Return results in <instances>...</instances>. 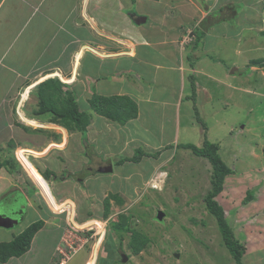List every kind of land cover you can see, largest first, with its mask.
<instances>
[{"label":"crops","instance_id":"1","mask_svg":"<svg viewBox=\"0 0 264 264\" xmlns=\"http://www.w3.org/2000/svg\"><path fill=\"white\" fill-rule=\"evenodd\" d=\"M65 5V0H0L1 163H4L6 159H18L19 161H16L23 166L27 164L28 158L21 151L30 149L41 153L38 150L44 149V153L48 152L51 146L57 145L58 140L44 137L45 134L53 132L50 129L58 126L50 122L51 113L34 114L40 107L39 95L45 94H43L42 85L46 84L48 79L58 78L61 83L66 84V86L61 85V90L63 92L66 88L71 90L79 110L87 112L90 118L86 130L89 136L87 133L86 135L87 140H94L90 145L87 144L92 152L86 153L87 146L82 143L80 148L83 149L78 151L80 154L74 161L64 160L67 161L65 164L82 166L86 162L88 165L91 163L94 165L93 158L105 159L106 157L97 151V143L109 144L110 142L104 140L109 139L113 141L114 146L105 156L114 157V160L111 159L114 167L109 176L107 173L101 174L108 176L107 181L111 180V183L116 184L112 180L116 179L118 169L126 163L123 162L120 165L119 160L131 157L137 148L152 152L168 147L173 148L175 144L189 149L187 145L199 146L204 139L220 144L226 139L220 137V133H223L218 128L223 127L228 121L226 134H231L232 129L237 127L235 124L237 121L230 116V110L239 104L238 100H234L233 94L252 92L250 86L243 85L238 78L241 75H244L242 78L248 76V69H244V72L235 70L227 73L221 65L224 61L226 62L225 59L216 56V61L211 62V57L204 56H213V53L218 55L219 50L216 44L200 47L199 42H195L194 39L187 41L186 38H193L199 26L201 29L205 28L204 31L208 37L210 28L219 21L211 13L220 9L219 17L224 20L229 17L235 19L238 14L236 7L242 6L241 13H244L249 23H252L249 24L251 26L236 30L222 27L221 31L223 32L225 28L230 39L235 42L234 38L238 40L243 30H249L252 38L250 39L253 45H256L254 50L258 48L259 51L264 50V34L261 37L264 33V0H75L69 10L65 8ZM153 11L155 16L158 15L157 17L153 16ZM208 15L213 20L202 27L204 18ZM136 19L139 23L135 22ZM254 30H258L257 34L260 33L255 35L256 38L253 36ZM220 36L221 34L216 35V42L224 40ZM238 45L241 44L238 43ZM234 49L236 48H232L233 53ZM240 52H242L241 49ZM252 57L254 58L253 55ZM223 64L225 66V63ZM226 65L228 68L234 66L237 70L241 69L235 62L229 61ZM247 65L248 63L245 64ZM254 68L256 67L252 66L249 73ZM163 72L167 77L174 78V87L161 86L164 85V82H160ZM259 78L264 80V75H259ZM181 86L183 89L180 88ZM217 91L219 93L222 91L221 96L215 94ZM193 94H195L194 99L191 98ZM94 95L127 96L136 104L137 116L125 123L110 120L98 113L95 106L92 108L89 104ZM181 96L184 101H179ZM261 96L264 97V91ZM196 99H199L202 105L204 104L207 111L202 105L200 109L197 107L194 103ZM241 106L243 107V104ZM195 109L200 115V112L205 116L214 114L209 122L204 121L206 127L197 125L192 112ZM210 109L212 112L209 111ZM246 110L249 111L246 114L248 119L244 121L237 133L239 140L236 143L239 153L233 157L232 172L226 175L220 192L223 193L224 189L230 191L227 194L234 199L233 195L237 196V193L239 195L242 192L241 190L237 192L238 189L236 190L237 186H235L237 178L234 176L239 175L245 178L243 194L240 200H237L239 205L236 207V204H233L234 209H231L229 213L233 217L234 214L245 211L249 219L256 213L264 215V161L262 160L264 140L261 141L262 144H258V139L249 131L248 125L251 123L249 118L253 112L249 106H246ZM203 114L201 117L204 116ZM23 118L30 121L27 122ZM50 124L52 128H49ZM61 129L62 132H66L65 128ZM33 130L37 132L35 136ZM263 132L264 130L258 134L262 139H264ZM54 133L58 139L61 138L59 133L55 131ZM77 134L81 139L83 133ZM99 136L104 139L98 140ZM36 139L42 141V147L35 146L38 144H35ZM219 139L222 140L219 141ZM60 141L61 146L66 138L63 136ZM39 156L30 154L28 157L32 159V164L39 171L50 170L49 165H46L44 169L41 168L40 165H44L47 158ZM54 162L56 165H61L59 160L56 162L55 159ZM252 167L261 172L260 177L253 178L254 174L251 176L253 171H250V174L248 168ZM21 170L24 173L23 169ZM53 172L55 174L52 173L47 181L54 183L52 184L54 190L57 185L65 184L67 179L73 177V172L69 170L63 175ZM13 174L16 173L9 171L5 165L0 167V180L3 184L0 187V195L11 188V182L8 181L5 185L4 180L7 175ZM49 188L54 193L52 187L49 186ZM14 189L20 192V195L16 198L8 197L5 204L2 203L5 211L15 205L16 199L20 202L21 198L25 197L27 200L29 194L27 189V193L21 188L19 190L13 187ZM106 189L110 191L109 195L118 192L117 187L112 188L109 184ZM247 191L250 193L257 191V194L243 203ZM131 192L133 194V191ZM55 193L54 197L56 196L61 202L68 197L57 191ZM252 203L253 205L249 206ZM58 205L61 207L60 203ZM26 208L24 218L28 213L34 216V210L30 208L28 202ZM75 208L76 204L74 210L71 208L69 218H65L64 211H56L57 208L51 210L48 205L41 207L42 215L39 218L33 217L23 226L25 228L37 220L43 223L34 233L27 251L19 256H10L5 262L0 261V264H87L88 260L90 264L95 255L94 264H99V260L104 258L107 260L108 254L105 256L100 254L101 259H99V248L102 243L95 249V242L93 244L88 239L82 240L74 233L82 224L77 221L69 222L76 216L73 212ZM86 210V213L90 212L89 207H86ZM253 218L257 220L255 216ZM1 228L0 230H4L3 235L9 234L4 233L6 230ZM68 230L70 235L67 234ZM9 236L11 237L12 233ZM9 240V237H1L0 243ZM245 243L247 248L242 259L243 264H245V256H248L253 247L257 246L255 247L257 253L264 251L262 240L252 246L250 239L245 237Z\"/></svg>","mask_w":264,"mask_h":264},{"label":"rangeland","instance_id":"2","mask_svg":"<svg viewBox=\"0 0 264 264\" xmlns=\"http://www.w3.org/2000/svg\"><path fill=\"white\" fill-rule=\"evenodd\" d=\"M65 1V8L68 10L69 7L75 3V0ZM238 8L239 7H236L238 10L237 18L233 19L229 17L227 20L217 21L218 23H215L214 26L210 28L209 36L206 37L205 33L200 40H198L200 47L206 44L208 46H211L212 44H216L218 46V55L213 53V56H204L206 58L211 57V62L216 61V56H219L220 59H225L226 62L222 61L225 63V66L223 63L221 65L225 68L227 73H229V71L232 73V68H228L226 65L229 61L235 62L239 68L241 67L240 70L235 69L236 71L244 72V69H248V76L242 78L244 75H241V77L238 78L241 80L240 82H242L243 85L250 86L252 92L248 94H243L242 92L233 94L234 100H238L239 104L235 105L234 109L230 110V116L234 119V121H237L235 123L237 124V127L232 129L231 134H226L229 126L228 121L225 122L223 127L220 126L218 128L222 130L219 131L223 133H220V137L226 139L219 144L218 152L224 162L231 168L234 164V155H238L239 153L237 150L238 145L236 143V141L239 140L237 133H239L242 128L241 125L244 121L248 119L246 114H248L249 111L246 110V106H249L253 112L249 118V120H251V123L248 125L250 127L249 131L258 139V144H262L261 141L264 140L258 135L259 132L264 130V97L261 96L262 91H264V80L259 78V75H264V50L261 49L259 51V48L256 51L254 50L256 45H253V41H251V32L249 30H243L241 37L238 40L234 38L235 42H233V39H230L225 28L223 32L221 31L222 27H227L229 30H236L240 27L245 26V28H249L248 26H251L249 24L252 23H249L247 18L244 16V13H241L242 6L240 7L241 9ZM153 16H155V11H153ZM157 16L158 15L155 17ZM211 20H213V18L208 15V17L204 18V22L201 26H207ZM199 30L204 31L205 28L201 29L199 26L196 29L198 35H201V31ZM257 31L254 30V37L257 34ZM218 34H221L220 37L224 40L216 42V35L218 36ZM257 35H260V33ZM262 36L263 34H261V37ZM238 43L241 45H238ZM258 44H260V42H258ZM232 48H236L234 49V53ZM240 49L242 52H240ZM254 59L261 60L262 64L259 65L260 68H257L259 64L258 62L255 66L256 68L252 69L249 73L251 67L254 66L255 62L252 61ZM247 63L248 65L245 66ZM161 78L162 80H160V82H164V85L161 86L168 88L171 85V87H174L173 83H175V81L173 77H167L163 72L161 74ZM261 82L263 83L262 85ZM180 88L183 89V86ZM51 91L50 86H46L44 88L47 100L53 98L51 101H54L56 99L54 97L57 96L56 94H52ZM215 94H219L221 96L222 91H220V93L217 91ZM179 101H184V98L181 96ZM190 102H188V104ZM194 103L200 109V106L202 105L201 101L196 99L194 100ZM89 104L92 105V108L94 107L91 101H89ZM242 104L243 107L241 106ZM60 105L61 104H57L55 107L59 108ZM202 107L206 110L204 104ZM117 110L118 108L116 106H110L108 108V111L111 114H117ZM209 111L212 112L211 109ZM192 112L195 120H197L196 115L199 117V112L195 110H192ZM200 113L201 115L203 114L202 112ZM201 115L199 117L200 120H197V125H199V127L201 125L203 128L202 123L205 124L204 121L206 120L209 122L211 119L210 117H213L214 114H210L209 116H205V114H203L204 116L202 117ZM24 120L27 122L30 121L28 119ZM50 122L52 121L50 120ZM35 123L37 122L35 121ZM53 123L58 126L50 129L53 132L48 135L45 134L44 137L45 139L58 140L57 145L51 146L49 151L44 153V149L38 150L41 153L34 150L31 151L30 149L21 151V153L24 152L28 158V162L22 166L23 168H21V165L19 168H9L11 169L9 171H13L16 174L7 175L8 179L6 178V180H4L6 182L4 183L6 185L8 181L11 182V188L0 195V217H3L7 215L8 212V210L5 211L3 208V205L6 200H8V197L16 198L20 195V192L15 191V189L13 190V187L18 188L19 190L21 188L22 191L27 193L26 191L29 188L37 186L38 188L36 187L33 194H28L27 197L28 205L32 210H34L35 214L33 216L28 213L22 221H19V223L13 227H2L1 229L6 230L4 233L9 234L3 235L2 233L4 230H0V238L9 237V241H11L15 235L21 232V229L28 221L32 220L33 217L39 218V216L42 215L41 207L44 205H48L51 210L57 208L56 211H61L65 208L66 203H70V208L73 207V210L76 204L75 211H73L76 213L74 222H84L91 219L92 221H89V223L96 226V228L93 225L80 227L77 228L79 230L74 233H76L82 240L88 239L94 242L97 238L95 241V249L98 248L104 236V242H102V245L99 248V257L100 254L104 256L105 254H108L106 257L112 264H236L223 243L215 217L205 208L203 195L211 186V183L209 182L211 166L204 157L195 155L190 149H184L173 144L172 149L168 147L166 149H161L160 153L157 151V153L160 155L162 154V156L157 155V157L154 158V152L152 151L151 156H143L140 163L126 162L123 164L122 167L118 169L120 172L118 171L116 179L112 180V182H116L115 184L111 183V180L107 181L109 174L108 176H103V174L96 172L97 167L106 165V162L111 161V159L114 160L112 155H108L109 157L105 156V154L110 153V150L112 151L110 148L114 146L113 141L109 139L106 140L104 137L99 136L98 140L103 138L105 141L110 143H97V151L102 153V155L106 158L98 160L93 158L94 165H92L93 163L88 165L86 162L82 166H75L71 163L65 164L67 161L64 160H69L70 162L74 161L75 157L80 154L78 151H82L83 148H80V146L83 142H80V140H83V135H81L80 139L79 134H77L80 133V131L74 129V127L67 128L63 123ZM62 127L66 129V132L64 131L65 133L62 132ZM49 128H52L51 124ZM54 131L59 133L58 135H61V138H63V136L66 138L63 145L60 146L61 138L59 137L58 139V136L54 133ZM33 134L34 136L37 134L36 130H33ZM88 136L86 135V138ZM36 140L37 142H35V144H38L35 146H41V144H43L42 141L38 139ZM221 140L222 139H219V141ZM92 141L94 140H87L85 145H90ZM201 145H199V147H201ZM262 146L264 147V144H262ZM89 147H86V153L88 151L92 152V149ZM30 154L35 156L40 155L39 157L47 158L45 159L46 163H44V165H40L42 166V169H44L46 165H49L52 173H54L53 171H56L58 175H63L64 173H67V170H69L73 172V177L71 179H67V183L57 185L55 190L53 188L54 183H50V181H47L49 185L41 188L38 185H40L42 181H45V179L39 173L36 166L32 164V159H29L28 156H30ZM159 157H161L160 160L157 159ZM55 159L56 162L59 160L61 165H56L54 162ZM262 160L264 161V158ZM121 164L122 163H120V165ZM159 166L161 167L158 168L157 172H163L164 174L161 178L158 177L157 180L155 179L158 186L155 190H153L154 188H151L150 186L153 176L149 175L152 172L155 173V168ZM21 169H23L25 174L21 172ZM248 170L249 172L253 171L251 175L253 176L254 174L253 178L261 176V172L256 171L253 167L248 168ZM157 172L155 174H157ZM234 177L237 178L235 183V186H237L236 190L238 189L237 192H239V190L242 191L239 195L237 193V196L233 195V198L236 200L231 199L227 194V192L230 191L225 189L223 190V193L220 192L214 197V199L218 201V204L220 203L219 205L222 207L224 217H226L227 221L234 229L235 234H238L240 238L244 239L245 237H248L252 246L261 242V240L264 242V215H258V213H256L248 219V215L245 211L234 214V218L231 217V214L229 213L231 209H234L233 204H236V207L239 205L237 200H240L239 198H241V195L243 194V187H245L246 180L245 178H241L239 175ZM225 178L226 175L224 176L223 182L225 181ZM228 178L230 179L229 176ZM50 180L52 181V177ZM107 184L112 186V188L117 187L118 192L114 194V197L113 195H109L110 191L106 189ZM2 185L3 184H1L0 180V187ZM49 186L52 187L54 193L57 191L68 197L63 200L64 202H58L56 196L54 199V193L52 195V190H50ZM121 190H123V192H121ZM131 191H133L134 195ZM250 194L254 197V195L257 194V191L251 192ZM17 200L18 199L15 200V203H18ZM69 200H72L73 202ZM2 203L4 204L2 205ZM58 203L61 204V207ZM252 205L253 203L249 206ZM86 207H89L90 212L86 213ZM158 210L162 214L160 220L156 218ZM254 216L257 218L256 221L253 218ZM65 218H67L66 213ZM96 231H98V237L96 235ZM135 231L139 233V235H143L144 239H146L145 245L138 252H135L132 247L135 238L133 232ZM10 233H12L11 237L9 236ZM67 234L70 235L69 230ZM255 247L251 249L252 251H249L248 256H245V264H256V262H258V264H264V251H261L262 253H257V249H255ZM120 253H125L129 257L127 261L122 262V259L120 260ZM95 256L92 257L90 264H94ZM99 259H101V257ZM88 261L87 264H89Z\"/></svg>","mask_w":264,"mask_h":264},{"label":"trees","instance_id":"3","mask_svg":"<svg viewBox=\"0 0 264 264\" xmlns=\"http://www.w3.org/2000/svg\"><path fill=\"white\" fill-rule=\"evenodd\" d=\"M220 10V9H219ZM217 10L211 15H214V17L218 18L220 11ZM218 20H224L221 17H219ZM201 31V35H198V33L194 38L195 42H199L200 38L205 34V31ZM264 34V33H262ZM254 63V66L258 64H262L261 60L254 59L252 60ZM192 83V81H191ZM58 84V87H57ZM61 83L58 78L55 79H48L46 84L42 85L44 88L46 86L51 87L52 94H57V97L54 101L47 100V97H45L44 91L43 95H39V109L34 114L38 115L44 112H50V120L52 122H59L63 123L67 128L74 127V129L80 131L83 133V140L82 142L86 143V128L90 122L89 114L85 111H80L78 108V105L75 101V98L73 96V92L69 90L68 88L63 92L61 90ZM46 85V86H45ZM66 86V84H63ZM191 87L193 88L194 85L192 84ZM57 93H56V90ZM195 94L191 95V98L194 99ZM91 103L95 106L97 109V112L100 114H103L108 119L119 122V123H125L126 121L135 118L137 116V107L136 104L127 96H97L94 95ZM57 104H61L59 108L55 107ZM110 106H116L118 108L117 114H111L108 111V108ZM195 111H197L195 109ZM196 119L200 120V118L196 115ZM203 128L205 127V124H203ZM205 133V132H204ZM205 135V134H204ZM86 146V145H85ZM187 147L196 155L202 156L208 160L211 166L210 170V183L211 186L206 191V193L203 195L205 208L207 211L212 214L217 222L218 228L221 233V237L223 239V243L226 246L227 250L231 254L233 260L236 264H243L242 258L246 252V243L244 238H240L238 234L234 233V229L227 221L226 217H224L222 207L217 203V201L214 199V197L222 190L223 188V179L224 176L232 172V168L228 166L224 160L219 155L218 149H219V143H211L207 139H204L202 142L201 147L189 144ZM143 155H151L149 153H146L143 150H140V148L136 149L133 153V156L131 158H121L119 160V163H123L126 160L137 162L140 160V158ZM2 165H5L8 170H11L12 168H19V163L14 159H6L4 163L0 162V167ZM12 167V168H11ZM11 168V169H9ZM52 172L50 170H46L45 172H42V175L44 178H49ZM48 185L46 180L42 181L40 183L41 188ZM30 189V190H29ZM28 189L29 195H31L35 190V186H32ZM112 196V195H111ZM253 195L250 194L249 191H247V195L245 196L243 203H246L248 200L252 199ZM41 220H37L29 224L22 232H20L18 235L14 236V238L9 242H2L0 243V261L5 262L10 256H19L27 249L29 248L31 238L33 237L34 233L39 229V227L42 225ZM134 233V243L132 245L133 250L135 252L140 251V249L145 245L146 239H144L143 235H139L136 231ZM244 240V241H243ZM106 261V262H105ZM99 264H112L110 263L109 259L107 260L102 259L99 260Z\"/></svg>","mask_w":264,"mask_h":264},{"label":"water","instance_id":"4","mask_svg":"<svg viewBox=\"0 0 264 264\" xmlns=\"http://www.w3.org/2000/svg\"><path fill=\"white\" fill-rule=\"evenodd\" d=\"M140 18L142 20H145V18H143V17H140ZM135 22L139 23V20L136 19ZM235 69L236 68L233 67L231 72L235 71ZM97 170H98V172H103V173L110 172L112 170L111 163H108L106 166L99 167ZM25 205H26L25 197H22L20 202L18 201V203H15V206L10 207L8 209L7 215L0 217L1 218L0 219V227H3V228L9 227L10 228V227H13L14 225L18 224L19 221H21L23 216H24ZM161 217H162V214L158 210V212L156 214V218L160 220ZM121 259H122V262H125V261H127L128 257H127V255L122 253Z\"/></svg>","mask_w":264,"mask_h":264},{"label":"clouds","instance_id":"5","mask_svg":"<svg viewBox=\"0 0 264 264\" xmlns=\"http://www.w3.org/2000/svg\"><path fill=\"white\" fill-rule=\"evenodd\" d=\"M194 39V37L193 38H191V40H193ZM190 41V40H189ZM258 68V67H257ZM138 149V148H137ZM172 149V148H171ZM140 150H143V149H140ZM144 151V150H143ZM146 153H149V154H151L152 152H147V151H145ZM154 152V158H156L157 157V155L159 156L160 154H158L157 153V151H153ZM192 152V151H191ZM134 153V152H133ZM159 153H160V150H159ZM193 153V152H192ZM196 155V154H195ZM133 156V155H132ZM131 156V157H132ZM143 156H147V157H149V155H143ZM142 156V157H143ZM151 156V155H150ZM160 156H162V154L160 155ZM131 157H127V158H131ZM141 157V158H142ZM124 158H126V157H124ZM141 158H140V160H141ZM158 160H160L161 159V157H159V158H157ZM206 159V158H205ZM140 160L139 161H137V162H133V161H129V160H126V161H124V163L125 162H131V163H140ZM207 160V159H206ZM111 161H108V162H106V165L108 164V163H110ZM116 164H118V163H116ZM120 164V163H119ZM20 165V164H19ZM106 165H101L102 167L103 166H106ZM111 166H112V162H111ZM161 166H159V167H156L155 168V173L157 172V170H158V168H160ZM99 167H97L96 169H98ZM112 170H113V166H112ZM111 170V171H112ZM39 171V170H38ZM111 171L110 172H105V173H107V174H109V173H111ZM96 172H98V170H96ZM39 173L42 175V171H39ZM98 173H103V172H98ZM155 173H151L149 176H153V179H152V181H156L157 179H158V177L159 178H161L162 177V175L164 174L163 172H157V174H155ZM161 173H163V174H161ZM42 177H43V175H42ZM44 178V177H43ZM45 180H46V182H47V178H44ZM156 179V180H155ZM47 184H48V182H47ZM37 187V186H36ZM35 187V188H36ZM38 188V187H37ZM153 188V187H152ZM156 188H154L153 190H155ZM51 193H52V191H51ZM116 194V193H115ZM52 195H53V193H52ZM53 197H54V195H53ZM113 197H114V195H113ZM55 198V197H54ZM25 201H26V205H25V211H24V216H25V213L27 212V208H26V206H27V200H26V198H25ZM58 202H61V201H59L58 200ZM68 204V205H67ZM72 210H73V207H72ZM61 211H64L65 213H66V215L68 216L67 218H69V216H70V211H71V208H70V203H66L65 204V208H63ZM24 216H23V218H22V220L24 219ZM74 215H72V217H73ZM75 218V217H74ZM74 218H72L73 219V221H71V220H69V219H67V221L69 220V222H74ZM21 220V221H22ZM91 220V219H90ZM89 219L88 220H86V221H84V223L82 222V224H81V227H85V226H88V225H93V226H95L94 224H91V223H89V221H90ZM27 227V226H26ZM25 227V228H26ZM25 228H22L21 229V232L25 229ZM77 228H80V227H77ZM97 230V229H96ZM18 235V234H17ZM96 235H97V237H98V231H96ZM104 235H105V233H104ZM16 236V235H15ZM14 238V237H13ZM12 238V239H13ZM11 239V240H12ZM32 239V238H31ZM97 239V238H96ZM95 239V240H96ZM9 242V241H8ZM95 242V241H94ZM94 242H93V244H94ZM102 242H104V236H103V239H102V241H101V243ZM100 243V244H101ZM23 254V253H22ZM121 254L122 253H120V260H121ZM125 254V253H124ZM126 255V254H125ZM128 257V256H127ZM129 258V257H128Z\"/></svg>","mask_w":264,"mask_h":264},{"label":"bare ground","instance_id":"6","mask_svg":"<svg viewBox=\"0 0 264 264\" xmlns=\"http://www.w3.org/2000/svg\"><path fill=\"white\" fill-rule=\"evenodd\" d=\"M16 157V156H15ZM17 158V157H16ZM18 160V159H17ZM22 166V165H21ZM23 168V167H22ZM161 174H163V173H161ZM166 174V173H165ZM151 188L153 187V188H157V186H158V184H156V182L155 181H152V183H151ZM96 241V240H95Z\"/></svg>","mask_w":264,"mask_h":264},{"label":"built area","instance_id":"7","mask_svg":"<svg viewBox=\"0 0 264 264\" xmlns=\"http://www.w3.org/2000/svg\"><path fill=\"white\" fill-rule=\"evenodd\" d=\"M191 38H192V37H187L186 39H187V41H189V40H191Z\"/></svg>","mask_w":264,"mask_h":264}]
</instances>
